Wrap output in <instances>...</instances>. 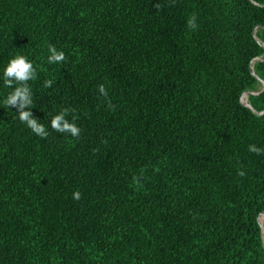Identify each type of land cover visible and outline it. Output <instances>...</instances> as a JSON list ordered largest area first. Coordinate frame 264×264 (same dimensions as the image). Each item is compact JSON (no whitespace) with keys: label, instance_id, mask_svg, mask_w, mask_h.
<instances>
[{"label":"trees","instance_id":"trees-1","mask_svg":"<svg viewBox=\"0 0 264 264\" xmlns=\"http://www.w3.org/2000/svg\"><path fill=\"white\" fill-rule=\"evenodd\" d=\"M15 55L47 138L3 104ZM261 55L264 0H0V264H264Z\"/></svg>","mask_w":264,"mask_h":264},{"label":"clouds","instance_id":"clouds-1","mask_svg":"<svg viewBox=\"0 0 264 264\" xmlns=\"http://www.w3.org/2000/svg\"><path fill=\"white\" fill-rule=\"evenodd\" d=\"M158 7V5H157ZM186 25L189 29L195 30L198 28L196 23L195 14L191 15ZM48 56L47 62L49 64H60L66 61L67 57L63 51L58 50L54 45H48L47 47ZM36 79V70L33 64L23 55H15L11 58L3 70V83L6 88L13 89L4 99L3 104L6 107L14 108L18 113V119L24 123L35 135L40 138H47L49 135L48 130L43 124H41L37 119L33 117L31 111H26L25 109H31L33 105V93L28 84V81ZM52 80H45L44 87H52ZM97 91L100 96L105 98L106 105L109 109L115 110V106L111 103L108 98V91L104 84L98 85ZM74 109L65 108L58 114L54 115L50 119V127L52 130L58 133H66L71 137L78 138L81 129L74 123L66 119V116L70 112H74ZM248 151L257 154L264 155V149L257 147L256 145L250 144L248 146ZM243 170H239L237 175L243 177L245 176ZM139 182V177L136 178ZM72 198L74 200L81 199V193L75 191L72 193Z\"/></svg>","mask_w":264,"mask_h":264},{"label":"rangeland","instance_id":"rangeland-1","mask_svg":"<svg viewBox=\"0 0 264 264\" xmlns=\"http://www.w3.org/2000/svg\"><path fill=\"white\" fill-rule=\"evenodd\" d=\"M260 28L259 27H256L254 29V35L255 37L258 39V35L260 33ZM259 61H264V55H261V56H258L256 58H254L251 63H250V70L251 72L257 77V83L255 84L254 86V89L253 90H246L242 93L241 95V102L250 107V103H249V96L250 95H254L255 93L261 91L263 88H264V81L258 76L257 72H256V64L259 62ZM262 216V217H261ZM260 218H263L262 221H260V226H261V230H262V239H263V245H264V213L260 214L259 216Z\"/></svg>","mask_w":264,"mask_h":264},{"label":"water","instance_id":"water-1","mask_svg":"<svg viewBox=\"0 0 264 264\" xmlns=\"http://www.w3.org/2000/svg\"><path fill=\"white\" fill-rule=\"evenodd\" d=\"M262 90H263V89H262ZM262 90H261V91H262ZM261 91H259V92L255 93V94H258V93H260ZM261 113H262V112H260L259 114H261ZM263 246H264V245H263Z\"/></svg>","mask_w":264,"mask_h":264},{"label":"bare ground","instance_id":"bare-ground-1","mask_svg":"<svg viewBox=\"0 0 264 264\" xmlns=\"http://www.w3.org/2000/svg\"><path fill=\"white\" fill-rule=\"evenodd\" d=\"M262 217V216H261ZM263 220V218H261V221Z\"/></svg>","mask_w":264,"mask_h":264}]
</instances>
